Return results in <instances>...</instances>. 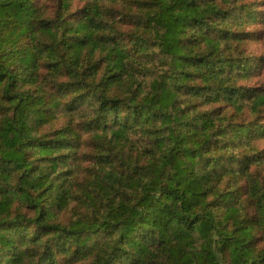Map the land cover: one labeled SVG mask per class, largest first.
Segmentation results:
<instances>
[{
  "label": "trees",
  "instance_id": "trees-1",
  "mask_svg": "<svg viewBox=\"0 0 264 264\" xmlns=\"http://www.w3.org/2000/svg\"><path fill=\"white\" fill-rule=\"evenodd\" d=\"M256 23L244 0H0V264H264Z\"/></svg>",
  "mask_w": 264,
  "mask_h": 264
},
{
  "label": "rangeland",
  "instance_id": "rangeland-1",
  "mask_svg": "<svg viewBox=\"0 0 264 264\" xmlns=\"http://www.w3.org/2000/svg\"><path fill=\"white\" fill-rule=\"evenodd\" d=\"M247 4H250L251 6L264 11V0H244ZM80 4V2L78 3ZM248 31H262L264 32V24L263 23H256L253 25H248L245 27ZM249 51H251L254 55L260 56L264 54V36H261L260 39L251 41L248 45ZM247 85L256 86L262 83V77H255L251 81L247 82L245 81ZM260 148H264V139L259 142ZM91 147L83 146L80 151L78 159L75 160V166L77 169L79 168V164L82 162L84 166H88L91 161H85L87 159V153L90 152Z\"/></svg>",
  "mask_w": 264,
  "mask_h": 264
}]
</instances>
